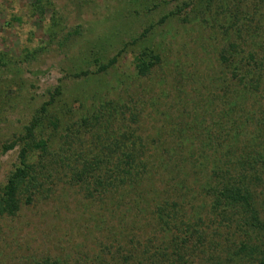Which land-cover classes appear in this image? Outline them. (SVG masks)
Instances as JSON below:
<instances>
[{
    "label": "rangeland",
    "instance_id": "374dc122",
    "mask_svg": "<svg viewBox=\"0 0 264 264\" xmlns=\"http://www.w3.org/2000/svg\"><path fill=\"white\" fill-rule=\"evenodd\" d=\"M49 2L42 11L34 0H0V193L19 165L20 149L39 139L47 141L48 151L32 156L31 164L38 168L43 159L54 172L18 183V198L27 204L15 216H0L2 263L211 264L215 255L224 260L226 242L215 251L208 243V254L206 247L189 252V245L175 243L168 250L164 236L147 228L137 237L148 244L141 254L128 244L132 221L110 217V205L98 197H84L79 185L91 190L96 180L68 179L70 168L92 166L93 154L103 149L104 130L111 128L113 136L116 128L136 129L154 149L178 142L169 131L172 119L184 113L171 103L173 87L191 77L200 59L216 68L215 45L203 54L192 41L212 36L211 24L218 34L231 20L236 23L230 29L244 30L248 22L264 19V0ZM113 57L117 61L101 71ZM143 61L150 68L142 75ZM38 118L33 137L26 139V128ZM12 141L15 146L3 152ZM174 152L163 156L173 158Z\"/></svg>",
    "mask_w": 264,
    "mask_h": 264
},
{
    "label": "trees",
    "instance_id": "16d2710c",
    "mask_svg": "<svg viewBox=\"0 0 264 264\" xmlns=\"http://www.w3.org/2000/svg\"><path fill=\"white\" fill-rule=\"evenodd\" d=\"M44 1L34 3L44 11L50 4ZM235 23L231 20L218 34L211 24L212 36L206 39L200 34L192 41L203 54L208 45H215L217 71L200 59L201 65L193 68L191 77L181 87H173L176 96H171V103L183 107L185 115L172 119L175 124L169 133L176 134L178 142L154 149L150 145L153 141L136 129L116 128L109 136L110 128L103 131V149L93 154L92 166L70 168L68 183L96 180L91 190L79 185L86 200L98 197L110 205V217L132 221L128 244L140 247L141 254L148 251V244L137 237L147 228L153 235L164 236L162 242L168 250L174 243L181 248L189 245V252L210 243L215 251L226 242L229 246L224 260L215 255L211 264H264V238H260L264 237V19L248 22L244 30L230 29ZM116 61L113 57L100 70L106 71ZM149 68L143 61L138 73L146 74ZM167 118L169 121L168 114ZM39 121L33 120L26 128V139L33 137ZM105 121L103 126L107 127ZM46 142L39 139L20 149L19 165L0 193V216H15L27 204L18 198L21 180L44 172L53 175L51 164L42 159L35 168L30 160L48 151ZM15 144H5L2 151ZM171 149L175 151L173 158L165 159L164 153ZM178 171L184 174L174 175ZM87 231L91 235V230ZM210 251L206 247L205 252ZM2 260L5 257L0 264Z\"/></svg>",
    "mask_w": 264,
    "mask_h": 264
}]
</instances>
